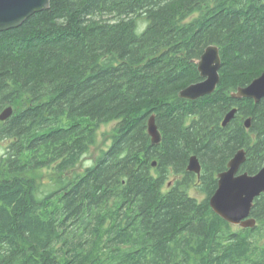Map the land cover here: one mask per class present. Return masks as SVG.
I'll return each mask as SVG.
<instances>
[{
    "label": "trees",
    "instance_id": "16d2710c",
    "mask_svg": "<svg viewBox=\"0 0 264 264\" xmlns=\"http://www.w3.org/2000/svg\"><path fill=\"white\" fill-rule=\"evenodd\" d=\"M209 46L215 91L179 98ZM263 72L264 0H50L1 32L0 264H264V194L253 228L209 206L238 151L239 173L264 166V98L232 97ZM112 122L106 149L66 178ZM47 167L57 186L41 194L27 174Z\"/></svg>",
    "mask_w": 264,
    "mask_h": 264
},
{
    "label": "water",
    "instance_id": "95a60500",
    "mask_svg": "<svg viewBox=\"0 0 264 264\" xmlns=\"http://www.w3.org/2000/svg\"><path fill=\"white\" fill-rule=\"evenodd\" d=\"M50 0H0V33L18 28L32 15L47 10ZM220 56L216 46L205 49L197 63L200 82L191 84L179 92V98L195 101L212 94L219 83ZM235 99H251L255 103L264 98V72L248 86L238 88L232 94ZM13 114L12 107L0 112V121H6ZM236 110H231L222 121L225 127L235 116ZM249 127V121L245 122ZM147 132L152 144L160 141V135L151 116L147 124ZM245 161V154L240 150L227 164V170L217 177V189L209 199L211 210L222 220L243 229L253 228L255 220L250 217L256 198L264 194V166L255 175L239 173ZM156 163L152 166L155 167ZM187 171L199 177L201 167L195 156L190 157Z\"/></svg>",
    "mask_w": 264,
    "mask_h": 264
},
{
    "label": "rangeland",
    "instance_id": "374dc122",
    "mask_svg": "<svg viewBox=\"0 0 264 264\" xmlns=\"http://www.w3.org/2000/svg\"><path fill=\"white\" fill-rule=\"evenodd\" d=\"M195 16V15H194ZM193 16V17H194ZM141 27L144 26L143 22L140 23ZM115 126V122L102 125L99 130L96 132V143L91 147L89 152L82 158L81 162L78 166L66 173L65 177L69 178L74 176V174H80L83 170L93 164L95 158L99 155L100 151L106 149L109 144V137L111 135L112 129ZM5 147V143H2L0 146V153L3 152ZM28 177L35 179L37 186L39 187V191L41 194H46L54 190L57 186V178L58 174L54 171L53 167H47L33 173H28ZM189 194L191 196L196 197L198 200H202L204 195L200 193L196 188L191 187L189 190ZM239 229L240 226H234Z\"/></svg>",
    "mask_w": 264,
    "mask_h": 264
},
{
    "label": "bare ground",
    "instance_id": "6f19581e",
    "mask_svg": "<svg viewBox=\"0 0 264 264\" xmlns=\"http://www.w3.org/2000/svg\"><path fill=\"white\" fill-rule=\"evenodd\" d=\"M200 58H201V57H200ZM199 60H200V59H199ZM199 60H198V61H199ZM198 61H197V63H198ZM197 71H198V70H197ZM198 73H199V72H198ZM200 78H201V77H200ZM3 110H4V109H3ZM3 110H2V111H3ZM2 111H1V112H2ZM232 226H233V225H232Z\"/></svg>",
    "mask_w": 264,
    "mask_h": 264
}]
</instances>
